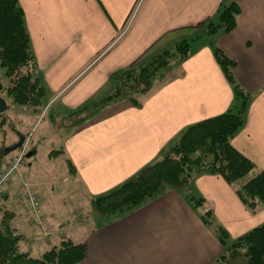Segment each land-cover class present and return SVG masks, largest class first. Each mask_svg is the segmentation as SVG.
<instances>
[{"label": "crops", "instance_id": "crops-1", "mask_svg": "<svg viewBox=\"0 0 264 264\" xmlns=\"http://www.w3.org/2000/svg\"><path fill=\"white\" fill-rule=\"evenodd\" d=\"M18 1L25 11L37 61L35 75L46 88L41 107L20 105L26 108L22 109L27 110L25 120L34 122L32 126L42 116L58 121L85 104L103 100L117 88L115 72L146 62L178 39L193 40L190 56L174 64L146 95H138V104L118 101L91 122L64 128L59 148L50 152L64 157L66 174L61 184L48 185L37 179L40 174L36 168L21 165L13 173L0 202L9 204L11 195L18 192V208L10 206L17 233L28 234L40 247L48 242L51 248L64 237L84 241L87 254L79 264H215L225 251L217 225L228 231L231 241L264 223V208L251 213L221 175L209 173L193 180L194 192L205 199L199 207L176 189L111 218L90 207L93 196L159 159L161 150L187 125L231 106L232 86L202 34L208 20H217L221 4L231 0ZM235 1L241 8L235 29H220L213 41L237 61V81L256 93L245 125L232 144L264 169V0ZM27 133L14 126L6 134V147ZM12 155L0 156V169ZM28 188L40 200L42 216L38 219L40 228L45 229L43 239L39 228H31L32 217L27 233H21V214L25 220L28 211L36 216L26 196ZM74 200L77 205L73 209ZM208 209L214 212L211 224L203 219ZM81 213L82 220L78 219ZM31 240L24 251L35 256Z\"/></svg>", "mask_w": 264, "mask_h": 264}, {"label": "trees", "instance_id": "trees-1", "mask_svg": "<svg viewBox=\"0 0 264 264\" xmlns=\"http://www.w3.org/2000/svg\"><path fill=\"white\" fill-rule=\"evenodd\" d=\"M240 12L235 0L222 3L217 20H208L202 33L208 38L215 58L232 86L234 98L231 106L221 114L187 125L173 142L161 150L159 159L146 164L107 192L93 196L92 209L101 216L111 218L128 212L168 189L180 191L194 207H199L205 199L194 192L193 180L205 173L221 175L251 213L256 214L264 208V169L232 144L233 138L245 125L256 93L247 91L237 81L234 73L237 61L211 40L220 29L224 32L235 29ZM192 40L178 39L146 62L115 72L113 78L118 84L114 93L69 114L78 116L71 126L83 125L115 102L128 100L137 104L136 94H147L164 72L190 56ZM0 61L11 81L0 90H6L19 105L41 107L46 88L34 76L37 61L25 11L18 0H0ZM4 121L0 112V126ZM3 214L0 220V264H79L86 258L87 244L76 242L72 237L62 238L60 243L40 256L22 251L24 236L17 233L12 225L15 212L6 208ZM213 214V210L208 209L203 215L204 221L211 224ZM216 232L225 251L215 264L231 263L240 255L245 258V264H264V223L231 241L222 225L216 226Z\"/></svg>", "mask_w": 264, "mask_h": 264}, {"label": "rangeland", "instance_id": "rangeland-1", "mask_svg": "<svg viewBox=\"0 0 264 264\" xmlns=\"http://www.w3.org/2000/svg\"><path fill=\"white\" fill-rule=\"evenodd\" d=\"M211 40H213V37H211ZM163 74H164L163 77H161V79L156 80V81L163 80L166 76V72H164ZM34 76L36 77L35 73H34ZM10 82L11 81H10L9 77L6 74V70L1 65V61H0V86L6 87V86H8V84H10ZM138 95H140V94L135 95L136 98L138 97ZM144 95H146V94H144ZM0 96L4 98L5 103L7 105V109L4 112H1V117L4 118L5 121L0 126V140H1L0 141V156L3 153H5V149L7 147H9V145L6 147L5 142H4L7 132H9V131L12 132L14 126L16 129L24 131V132H26L28 130L29 133H27V135H25V137H24V141H23L24 145L22 144L23 146L15 149V151L8 153V156L10 154H13V155H12L11 161L7 162V163L12 164L15 162V159L21 153L20 149L22 150V148L26 144V141L28 140L26 150H25L26 156L28 153H32V156L25 158V161H24L25 165L21 164L22 167L23 168H36L37 174H40V176L37 179L45 180V182L48 185H51V184H49V182L52 184H56V183L61 184V180L66 174V171L64 169L65 168L64 167V165H65L64 164L65 163L64 157L59 156V155L53 156V154L51 155L50 152L52 151L53 148H59L58 145H59L60 140H61V138L59 136L60 133L64 131L65 127H69V125L73 122V120L77 119L78 116L77 115H71V116L68 115L67 117H64L63 119L58 120V121L54 120L49 115H47L45 118H44V116H42V118L39 120L37 125L32 126V124L34 122L29 123L28 118L25 120L26 113L24 111H27V110H22V109H26L25 107H22L19 104L15 103V101L13 100V97L11 95H9L6 92V90H0ZM125 101H128V100H125ZM129 102H131V101H129ZM111 105H109V106H111ZM18 107H19V109H18ZM100 112L96 116H94L91 119H89L88 121H86L83 125L94 120L100 114ZM37 117H39V116L37 115ZM9 118H11L13 122H10L8 120ZM21 119H23V121H21ZM34 121H36V119ZM83 125H81V126H83ZM17 126H19V127H17ZM32 137H33V140H32ZM35 163H37L36 166H34ZM8 164L5 163L4 168L7 167ZM21 165L19 166L18 170H16V171L20 170ZM38 172H40V173H38ZM11 180H12V178H11ZM4 185L5 184H2L0 186V194L3 190ZM17 195H18V192L17 193L15 192L14 195H11V197H10L11 202L9 203L10 205L6 204L4 201L0 202V209H2L1 207H3V205L5 204L3 207L4 209L7 207H8V209H11L10 208V206H11L12 208H14L16 210L18 208V206L15 202ZM75 202H76V200H74L73 204L71 205V207L73 209L77 205ZM68 207H70V205ZM90 207L92 208V205H90ZM84 208H88V207L84 206ZM0 212H1V210H0ZM84 212H85V210H84ZM78 216H79L78 219L82 220V217L84 215H83V213H81ZM31 217L34 219V223L31 226V228L32 229H34V227L37 229L39 228L40 234H41L39 236L41 237V239H43V237H45V229L43 230L40 228L41 225H40V221L38 219L40 217L37 216V214H36V216H33L32 212L29 213V211H28V219L25 220L24 214H21V216H20V218H21L20 221L23 223V225L25 227V230H24V227L21 226L22 227L21 233H27V230H26V229H28L27 222L30 221L29 219ZM30 222L32 223V221H30ZM68 227L69 226H67V228ZM55 232H56V230H55ZM57 232H59V230ZM56 236H57V234L54 237H56ZM24 238H25V242L22 241V244H21L22 245L21 246L22 251L26 250V245H28V242L32 239V237L31 238L28 237V234H26V236L24 235ZM56 238H58V237H56ZM30 243L32 244L31 246L34 247V251L36 252L35 256H38L39 254H41V252H42L41 250L50 247L48 242L44 243V244L42 243L41 247L38 246L39 244L35 243V239H32ZM222 264H245V258L243 257V255H240L239 258H237V260L234 259L233 261H231V263L226 261Z\"/></svg>", "mask_w": 264, "mask_h": 264}, {"label": "built area", "instance_id": "built-area-1", "mask_svg": "<svg viewBox=\"0 0 264 264\" xmlns=\"http://www.w3.org/2000/svg\"><path fill=\"white\" fill-rule=\"evenodd\" d=\"M27 143H28V140L26 141V144L22 148V150L20 149L21 153L17 156L14 163L8 164L7 167H5L4 169H0V186L2 184H6V183L10 182L13 172L18 170V168L21 164L25 163L24 162L25 158H26V151L25 150H26ZM25 186H27L26 183H25ZM26 196H27L28 200L30 201L32 207L34 208V211L36 212V214L39 217H41L42 216L41 205H40V200H39L38 195L31 192V190L28 188V190L26 192Z\"/></svg>", "mask_w": 264, "mask_h": 264}, {"label": "water", "instance_id": "water-1", "mask_svg": "<svg viewBox=\"0 0 264 264\" xmlns=\"http://www.w3.org/2000/svg\"><path fill=\"white\" fill-rule=\"evenodd\" d=\"M1 88V86H0ZM7 109V105L5 103V100L3 97L0 96V112H4ZM24 141V137L20 139V141L12 146H9L5 149V153L8 154L9 152L15 151V149L19 148L22 146ZM32 153H28L27 157H31Z\"/></svg>", "mask_w": 264, "mask_h": 264}]
</instances>
